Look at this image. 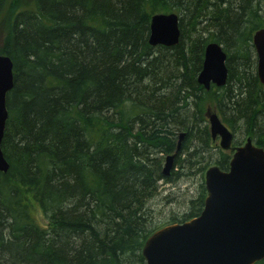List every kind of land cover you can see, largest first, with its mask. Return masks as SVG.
Masks as SVG:
<instances>
[{"label": "trees", "instance_id": "1", "mask_svg": "<svg viewBox=\"0 0 264 264\" xmlns=\"http://www.w3.org/2000/svg\"><path fill=\"white\" fill-rule=\"evenodd\" d=\"M181 1L0 0V54L14 65L1 141L9 167L0 171V264H145L147 236L203 209L207 167L228 169L230 154L208 133L210 103L236 133L233 145L250 136L264 148L251 41L264 27V0ZM160 11L180 14L178 45L149 46V19ZM208 40L224 44L229 79L206 90L195 76ZM180 131L182 152L165 177L162 157ZM192 174L186 210L158 224L149 203L158 181Z\"/></svg>", "mask_w": 264, "mask_h": 264}, {"label": "water", "instance_id": "2", "mask_svg": "<svg viewBox=\"0 0 264 264\" xmlns=\"http://www.w3.org/2000/svg\"><path fill=\"white\" fill-rule=\"evenodd\" d=\"M150 43L173 46L178 38L175 13L154 14L150 20ZM256 52L257 75L264 86V27L252 37ZM197 83L208 89L225 82L226 54L217 43L205 49ZM9 57L0 55V142L6 123V92L13 86ZM212 137L219 135L221 149L233 148L228 169L216 164L204 173L203 209L189 220L174 222L151 233L142 246L145 264H253L264 258V148L250 136L241 145L232 146V133L216 112H208ZM176 148L164 157L162 173L174 166L177 151L185 137L178 133ZM6 162L0 143V170L6 172Z\"/></svg>", "mask_w": 264, "mask_h": 264}, {"label": "rangeland", "instance_id": "3", "mask_svg": "<svg viewBox=\"0 0 264 264\" xmlns=\"http://www.w3.org/2000/svg\"><path fill=\"white\" fill-rule=\"evenodd\" d=\"M5 25L6 23H1L0 36H2V34H4L5 32ZM208 107L211 108L213 111H216L215 106L213 104L210 103ZM212 142L218 145L219 138L213 139ZM218 146L220 147V145ZM226 151L230 154L228 150ZM162 159L164 162V157H162ZM195 186L196 181L195 176L193 174L190 175L189 178L182 177L174 182H161L159 185V192L157 197L149 201L150 205H152L154 208V213L156 216L155 221L158 224L161 222H166L172 216L175 217L176 215H180L182 211H185L186 206L184 203L186 202L188 197L191 196L192 193H195ZM34 210L36 211V214L39 215V210L37 209V207H34ZM38 217L39 219H41L40 216ZM42 223H45V221H42Z\"/></svg>", "mask_w": 264, "mask_h": 264}, {"label": "bare ground", "instance_id": "4", "mask_svg": "<svg viewBox=\"0 0 264 264\" xmlns=\"http://www.w3.org/2000/svg\"><path fill=\"white\" fill-rule=\"evenodd\" d=\"M182 3V1L180 0V2L178 3V6H180V4ZM160 13H164V14H172V13H175L176 14V16H177V22H178V33H179V35H178V38H177V41L173 44V45H178V43H179V41L181 40V38L183 37V33H182V31H181V28H180V22H179V18H180V14H178L176 11H172V12H164V11H160V12H156V13H153L152 15H151V17L154 15V14H160ZM151 17H150V19H149V32H148V39H147V42H148V44H149V46L151 45V46H157V45H152V43H150V25H151V23H150V20H151ZM203 27L205 26L204 24L202 25ZM185 28V30L186 31H188L187 30V28H188V26L187 27H184ZM146 29V28H145ZM259 29V28H258ZM256 30H254L253 31V33H252V37H253V34H254V32H255ZM252 37H251V41H252ZM210 42H214V43H217V45L218 46H220V48H221V50L224 52V54H226V51L224 50L225 49V46H224V44L222 43V42H217V41H214V40H208L207 42H206V44L204 45V50H203V59H202V62H201V66H202V63H203V61H204V58H205V55H204V53H205V49H206V47H207V44L208 43H210ZM252 43H253V41H252ZM182 44H184V46H185V44H188V45H191V44H189V42L184 38L183 39V43ZM166 46V45H165ZM168 47H173V46H168ZM0 55H6L7 57H9V59H10V61H11V63H12V60H11V57L9 56V54H7V53H3V54H0ZM227 60H228V54H226V58H225V65H226V63H227ZM234 60L235 61H237L235 58H234ZM236 63V62H235ZM13 64V63H12ZM14 66V65H13ZM13 66H12V74H13ZM203 67V66H202ZM201 67V68H202ZM226 68H227V72H226V79H225V82L223 83V84H221V86H219V88H221V87H223V86H225L226 84H227V82H228V79H229V76H228V65H226ZM201 70V69H200ZM199 70V71H200ZM198 71V72H199ZM256 74H257V65H256ZM197 76V75H196ZM196 76H195V78H196ZM258 78H259V76H258ZM175 79L178 81V80H180V78L179 77H175ZM259 81H260V79H259ZM13 82H14V74H13ZM196 82H197V78H196ZM260 83H261V81H260ZM197 84H199V83H197ZM262 84V83H261ZM199 85H201V84H199ZM12 86H13V84H12ZM202 86V85H201ZM211 86H215V87H218V86H216L215 85V83L214 82H212V81H210V85H209V88L211 87ZM262 86H263V84H262ZM14 87V86H13ZM12 87V88H13ZM203 87V86H202ZM264 87V86H263ZM11 88V89H12ZM204 88V87H203ZM209 88L208 89H206V88H204V89H206V90H209ZM10 89V90H11ZM10 90H8L6 93H8ZM233 91L234 90H232V91H229V93H228V95H229V97H230V99L232 98V95H233ZM224 98H225V96H224ZM6 109H7V107H6ZM8 112H9V110L7 109V117H6V119L8 118ZM204 115H205V118H206V122H208V117H207V113L208 112H216V111H213L211 108H209L208 106L205 108V110H204ZM217 113V112H216ZM7 121V120H6ZM226 125V124H225ZM5 126H6V123H5ZM227 126V125H226ZM228 127V126H227ZM4 129H5V127H4ZM228 130H229V132L230 133H232V137L234 138L235 137V135H236V133H234L229 127H228ZM3 132H4V130H3ZM5 133V132H4ZM4 133H3V136H4ZM184 133H185V131H184ZM208 133L210 134V137H211V140L212 139H216V138H219V135H216L215 137H212V134L210 133V127L208 126ZM2 139H3V137H2ZM184 140V139H183ZM246 140V139H245ZM245 140H243L240 144H235V145H241ZM2 141V140H1ZM1 143V142H0ZM231 145H233V139H232V142H231ZM235 145H233V146H235ZM1 151H2V148H1ZM180 152H182L181 151V149H179L178 151H177V153H176V157L180 154ZM2 154H3V152H2ZM182 154V153H181ZM3 156H4V158H5V155L3 154ZM5 160H6V158H5ZM6 162H7V160H6ZM8 163V162H7ZM162 166H163V163H162ZM9 167V166H8ZM172 169L173 168H171V172H172ZM8 170V169H7ZM161 174L163 175V176H165V177H168V175H170L171 174V172L170 173H168L167 175H164L163 173H162V167H161ZM1 171V170H0ZM2 172H4V171H2ZM5 173V172H4ZM159 182V185H160V183H161V180H159L158 181ZM39 210V209H38ZM35 215H36V219H37V221H39V223L41 224V226H44L45 224H46V221H45V218L43 217V215H42V213H41V210H39V215H37L36 213H35ZM38 216H40L41 217V219H39V217ZM45 221V223H42V221Z\"/></svg>", "mask_w": 264, "mask_h": 264}]
</instances>
